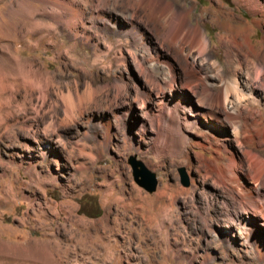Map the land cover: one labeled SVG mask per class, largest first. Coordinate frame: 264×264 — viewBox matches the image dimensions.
<instances>
[{"label":"rangeland","instance_id":"rangeland-1","mask_svg":"<svg viewBox=\"0 0 264 264\" xmlns=\"http://www.w3.org/2000/svg\"><path fill=\"white\" fill-rule=\"evenodd\" d=\"M30 1L21 10L0 0V264H264V220L239 234L234 225L250 218L237 202L250 197L217 173L233 157L246 184L256 175L247 152L264 159V0H166L190 8L203 53L190 40L162 42L169 15L144 6L131 26L97 0H70L71 28L51 19L47 0ZM227 74L257 89L255 105L242 99L237 123L199 116L183 135L173 129L184 145H160L165 133L147 123L155 108L140 105L147 86L167 77L181 93L190 79L221 86ZM194 99L187 90V106ZM133 160L156 173L155 191L135 181Z\"/></svg>","mask_w":264,"mask_h":264},{"label":"bare ground","instance_id":"bare-ground-1","mask_svg":"<svg viewBox=\"0 0 264 264\" xmlns=\"http://www.w3.org/2000/svg\"><path fill=\"white\" fill-rule=\"evenodd\" d=\"M6 1L7 0H1V3L4 4V6H5ZM28 1L29 0H19L18 3H19V6L21 7V10H25V9L28 10V8H25V5H24V3L28 2ZM31 1L35 2L36 0H31ZM37 1L42 2L43 0H37ZM69 1L70 0H49V1L47 0V3L49 2L51 7L53 8L51 11V16H52L51 19L52 20L60 21L63 24H66L68 27L73 28L75 25L77 26V23H78L77 18L78 17H75L76 11H75V13L73 11L75 9V7L73 8V6L70 5L71 3ZM85 1L86 2H88V1L89 2H95V0H85ZM246 1L249 2L250 0H246ZM256 3H258L257 0H256ZM260 3H262V2H260ZM96 5L101 7L102 9L107 8V10L110 13H115L117 15V17L119 15H121L125 19L128 18L129 24L131 26H135L138 24V20L136 19V17H137L136 16V14H137L136 9H138L137 8L138 6H140V7L144 6L145 10H146L145 12L149 15V17H155V16L161 17L163 15H169L165 24H161V27H163L162 42L167 41L171 44L172 43L183 44V43H190V42H188L190 40L192 44H196L198 46L199 53H203L208 46V40L204 36L202 30H200V28L198 26H193L192 24L189 25L188 12H190L189 11L190 8H189V10L183 11L185 8H183V7L175 8L171 4V1H166V0L165 1H163V0H97ZM118 7H120V9H118ZM255 7H252V8H255ZM257 7H259V6H257ZM76 10H77V8H76ZM80 10H83V9L80 8ZM256 10H257V8H256ZM100 11L101 10H96V12H100ZM79 14H81V13H79ZM82 14H83V12H82ZM80 17H81V15H80ZM116 18L114 20L113 16L110 15L109 21L112 22L113 24H117ZM53 27H52V29H54ZM47 28L48 27H46V29ZM75 34H76V32H75ZM226 53L228 56L231 54V51L228 50ZM150 57H148V61H149L150 66H153V64L156 61L151 64V61H153L152 59H154V58H153V56H150ZM228 61H229V59H228ZM228 74H227L228 79L224 80L223 84H221V86L214 85V83L212 85H210L209 84L210 82L208 80H206V79L204 80V79H201L200 77H198V79H196L197 81H200V83H199L200 86L198 84V86H199L198 89H195L193 87V85L195 86L197 81L194 83V81H191V79L189 78L190 81H187L188 82L187 85L185 84L186 82L184 83L186 85V87L182 88L181 93H180V91L177 92V89H175L172 82L167 77H161V76L157 77V81H156L157 85L155 84L156 88H153L152 86H150V87L147 86L145 93L148 97V100L147 101H144L146 99L140 100V103H141L140 105H146L147 106L150 104L152 106V108H155V110L152 111V113L150 112L151 113L150 115L148 114L149 116H147V120H148L147 123H149V125L151 127H155L154 130L158 129L157 132L162 130V133H165L162 138H160V139L158 138L159 139L158 143L160 145H162L163 147L170 145L172 148H176V149H177V143L184 145L186 140H184L183 138L180 137L181 134L183 133L182 132L183 131L182 125L189 123V122H191V123L195 122L196 123L199 116H203L205 118L208 117L212 120H217V121L221 122L222 124H223V122L225 123V121L226 122L230 121L231 123H234V122H236L237 118L240 117V116H238V111H239L238 108L240 106V102H242L241 101L242 99H244L243 101L249 100V102L246 103V105H248V104H250V106L255 105V103H252V102H254L253 101L254 98L252 96L257 91V89L251 88V86L249 85V81L244 80V83H243V81L240 80L239 78L233 77V75L231 76ZM168 81H170V82H168ZM241 85L242 86L245 85V87H247L249 85V87H247L246 91H243L242 90L243 88H241ZM198 86H196V87H198ZM187 90L193 92V95L195 97L193 102L190 101L193 104V107L187 106V104L185 103L184 94ZM44 91H45V88H44ZM165 93L170 95V98H171L172 93H173L174 96L172 98V101H164V95L166 96ZM231 95H233V97ZM150 100H152V102H150ZM226 103H229L230 106H226ZM186 109H189V110L185 111ZM182 112L184 113L183 115L181 114ZM235 126H237V125H235ZM174 128L177 130V133L178 132L181 133L180 136L177 137L175 135V133H173ZM236 130H238V129H236ZM247 155L249 158H251V160H254V161H252L253 162L252 167H254L255 170L254 169L253 170L256 172V175L253 178V176H250V174L247 173L246 177L248 179H252V180H250L246 184L242 183V181L238 175V170H240V169L238 166V162L235 158L232 157V158H230L232 160L229 159L230 163L227 164V168L225 171H224V168H222V166H218V168H217V173L220 176L219 182H222L223 180H225V178H227V181L229 180L231 183L235 184L237 190L239 187H241V188L243 187V189H245L244 190L246 193L245 195L248 198L250 197L246 201H244L246 198L241 199V200L239 199V201L237 203H240L239 204L240 208L238 207L239 209L235 211V213H238L237 216H239L241 218L243 216H247V215L250 218V220H248V221L244 220L242 224L239 223L238 225H234V228H237L238 233L241 235H244V237H246V238H248V235H249L247 229H249L251 221L256 222L257 216H260L264 220V159L262 157H257L255 154H253V153L251 154L250 152H247ZM215 169L216 168H214V170ZM215 178H214V181H215ZM121 199L122 198L118 196L116 201H120ZM121 202H123V201H121ZM246 203L252 204V206L249 210L247 209V206H245ZM249 204H248V208H249ZM243 209H246V210H243ZM251 214H253L255 217L251 218ZM232 218L235 220L234 217H232ZM147 222L151 225L150 219H148L146 221V224H147ZM152 223H153V221H152ZM245 223L247 224V226ZM255 224H257V223H255ZM145 226L146 225H144V227ZM225 231L226 232L224 234L227 237L229 235L234 236V233H233L234 231L229 230V229H227ZM245 232H246V234H245ZM236 238H235V240H237ZM256 238H258V237H256ZM115 243H116V241H115ZM252 246L254 247V245H252ZM260 248L258 245L255 247L257 255H259V256L262 254ZM45 250H46L45 254H51V251L48 248H46ZM105 252H106V254L110 253L112 255H115V253H117V250L115 252L114 249L111 248V243H110L108 245V247L105 249ZM256 252H254V253H256ZM81 253H82V251H81ZM126 255H127V253H126ZM118 256L121 257L120 255H118ZM123 256H124V254H123ZM138 257H137V259H138ZM192 257L193 256H191V258Z\"/></svg>","mask_w":264,"mask_h":264},{"label":"water","instance_id":"water-1","mask_svg":"<svg viewBox=\"0 0 264 264\" xmlns=\"http://www.w3.org/2000/svg\"><path fill=\"white\" fill-rule=\"evenodd\" d=\"M132 165L134 168V178L135 181L142 186L147 192H153L155 191L157 185H158V179L156 176V173L149 168H147L142 161L140 160H133ZM137 166H140V168H137ZM182 171V180L183 184L187 185V177L185 175V172L183 169Z\"/></svg>","mask_w":264,"mask_h":264}]
</instances>
